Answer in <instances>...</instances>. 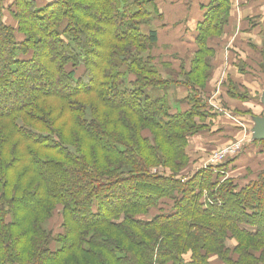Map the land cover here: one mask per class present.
Listing matches in <instances>:
<instances>
[{
  "label": "trees",
  "instance_id": "trees-1",
  "mask_svg": "<svg viewBox=\"0 0 264 264\" xmlns=\"http://www.w3.org/2000/svg\"><path fill=\"white\" fill-rule=\"evenodd\" d=\"M223 2L207 6L175 81L141 31L153 0H11L15 26L0 0V264H264V170L243 186L208 169L181 177L203 113L197 95L176 113L165 96L210 71Z\"/></svg>",
  "mask_w": 264,
  "mask_h": 264
},
{
  "label": "crops",
  "instance_id": "crops-1",
  "mask_svg": "<svg viewBox=\"0 0 264 264\" xmlns=\"http://www.w3.org/2000/svg\"><path fill=\"white\" fill-rule=\"evenodd\" d=\"M35 1L43 5L50 0ZM212 1L153 0L154 13L149 25L144 27V33L154 31L156 34V43L149 53L162 78L182 81L197 51L195 37L198 27ZM10 3L11 0H3L5 6ZM223 3L214 11L216 18L225 20L222 30L217 36L205 40L211 51L205 59L212 70L208 86L204 90H192L187 85L178 84L168 87L165 92L172 113L188 111L190 95H197L194 98L200 100L197 103L201 105L198 112L203 113L194 119L202 128L189 137L186 145L187 156L195 167L186 166L180 174L183 178L199 170L202 161H205L203 167L210 166L207 161L210 152L240 136V130L223 115L233 113L250 130L252 119L264 115L261 104L264 92V71L261 69L262 65L264 67V0H224ZM5 12L4 23L15 26L7 10ZM249 135L243 140L247 152L243 151L236 159L222 165L224 179H233L240 186L255 180L264 170L260 163L264 149L258 145L260 143L249 141ZM252 166L255 171L248 173L247 168Z\"/></svg>",
  "mask_w": 264,
  "mask_h": 264
},
{
  "label": "rangeland",
  "instance_id": "rangeland-1",
  "mask_svg": "<svg viewBox=\"0 0 264 264\" xmlns=\"http://www.w3.org/2000/svg\"><path fill=\"white\" fill-rule=\"evenodd\" d=\"M9 6V5H8ZM8 6H5V5H3V7H4V9H3V15H6L7 13L5 12V10L7 9V7ZM147 9H148V11H150V14L151 15H153V13H154V10H153V3H150V5H148L147 6ZM152 18V17H151ZM152 20V19H151ZM140 27V26H139ZM141 31H142V33H144V31H145V28L144 27H142L141 28ZM26 56V55H25ZM24 56V57H25ZM143 61L145 62L146 60H145V58L143 59ZM150 65H152L151 64V62L149 63ZM149 66V65H148ZM261 69L264 71V68H263V65L261 66ZM81 72H82V70L81 69H78V71H77V75H80L81 74ZM199 75V76H198ZM211 76H212V70L211 71H208V72H202V73H197L196 72V74H194V76L192 77L191 76V81L193 82V81H197V77H199V78H201V81H197L199 84H197V85H195V87H196V89L197 90H204L207 86H208V83H209V81H210V79H211ZM264 93V92H263ZM194 109H196V111H199L200 110V106H195L194 107ZM227 110V112H229V110L228 109H226ZM194 111V110H193ZM222 115H223V113H222ZM227 116V117H226ZM226 116L225 115H223V117H225L229 122H231L234 126H236L239 130H240V136L239 137H237V139H235V140H233V141H231V142H229L228 144H226V145H224L223 147H221L219 150H216V151H213V152H210L211 154L208 156V159H207V161H208V164H210V166H205V167H203L204 166V163H205V161H202L201 163H203L202 165H201V169L199 168V170H205V169H208L209 171H210V173H212L213 174V177H218L219 178V180L220 181H222V179H224V177H225V175L223 176V172H224V168L222 169V167L223 166H225L226 164H228L229 163V161H231V160H233V159H236L238 156H240L242 153H243V151H245V152H247V150H248V148L245 150V143L243 144V140L245 139V137H247L249 134V136L251 137V130H250V128L249 127H247L246 126V124L241 120V118L239 117H237V116H235L233 113H230L229 112V114H226ZM263 116L264 115H260V116H258V117H256V118H263ZM243 122V123H242ZM253 128V127H252ZM246 132V133H245ZM243 136H244V138H243ZM254 141L253 139H252V137L250 138V140L249 141ZM256 143L258 142V143H260V144H258L259 146H261V149H264V140H259V141H255ZM235 143H238V148H237V150H236V152H234L233 154H231L230 156H228L225 160H223V161H221V162H219V163H217V164H215V163H211V158H212V156L215 154V153H217V152H219V151H223V150H225L226 148H228L231 144H235ZM251 143V142H250ZM232 146V145H231ZM165 155H169L166 151H165ZM188 160V162H187V165L186 166H188L189 164L190 165H192L191 167H192V169L195 167L194 165H193V161L191 160V158H187ZM261 164H263L264 165V157H262L261 158ZM223 165V166H222ZM248 165H250V164H248ZM248 165H245V166H248ZM259 165V164H258ZM185 166V167H186ZM256 167H257V165H255ZM184 167V168H185ZM254 166H252V168H247V172L248 173H251V172H254L255 170H253V169H256V168H253ZM184 168L182 169V171L184 170ZM165 169V167H163V166H153L152 168H151V174H154V173H167L168 174V171H166V170H164ZM251 169L253 170V171H251ZM182 171H181V173H182ZM198 171V170H197ZM196 171V172H197ZM191 176V174H189V176L188 177H190ZM61 210H62V208L61 207H56V210L53 212V215H52V217L49 219V221L47 222V229L48 230H50L51 232H53V234H57V233H59L60 232V229H59V226H60V224H61V218H60V214H61ZM156 214H158V212L155 210V209H150L149 211H148V213H147V215H146V217H148V218H150L151 216H154V215H156ZM235 244H236V241H235V239L234 238H230V237H228V238H226V240H225V245H226V247L228 248V249H230V250H232L233 248H234V246H235ZM208 263L209 264H221L219 261H218V258H217V256H215V255H210L209 256V258H208Z\"/></svg>",
  "mask_w": 264,
  "mask_h": 264
},
{
  "label": "water",
  "instance_id": "water-1",
  "mask_svg": "<svg viewBox=\"0 0 264 264\" xmlns=\"http://www.w3.org/2000/svg\"><path fill=\"white\" fill-rule=\"evenodd\" d=\"M261 104L264 106V93L261 96ZM253 128L251 137L254 141L264 140V116L263 118H253Z\"/></svg>",
  "mask_w": 264,
  "mask_h": 264
},
{
  "label": "built area",
  "instance_id": "built-area-1",
  "mask_svg": "<svg viewBox=\"0 0 264 264\" xmlns=\"http://www.w3.org/2000/svg\"><path fill=\"white\" fill-rule=\"evenodd\" d=\"M231 145L228 148H226L225 150L215 153L211 158V163L217 164V163L225 160L228 156H230L234 152H236V150L238 148V143L231 144Z\"/></svg>",
  "mask_w": 264,
  "mask_h": 264
}]
</instances>
